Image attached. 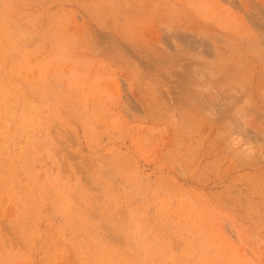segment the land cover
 I'll use <instances>...</instances> for the list:
<instances>
[{"label":"rangeland","instance_id":"obj_1","mask_svg":"<svg viewBox=\"0 0 264 264\" xmlns=\"http://www.w3.org/2000/svg\"><path fill=\"white\" fill-rule=\"evenodd\" d=\"M0 264H264V0H0Z\"/></svg>","mask_w":264,"mask_h":264}]
</instances>
